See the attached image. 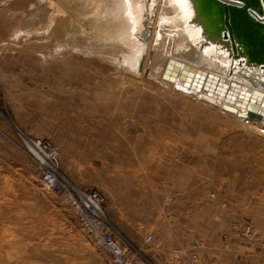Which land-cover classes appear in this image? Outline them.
Instances as JSON below:
<instances>
[{
    "label": "rangeland",
    "instance_id": "obj_1",
    "mask_svg": "<svg viewBox=\"0 0 264 264\" xmlns=\"http://www.w3.org/2000/svg\"><path fill=\"white\" fill-rule=\"evenodd\" d=\"M43 1L0 0V264H115L38 180L24 136L51 142L66 179L102 195L131 264H264L256 124L58 47L71 34L60 20L50 34Z\"/></svg>",
    "mask_w": 264,
    "mask_h": 264
},
{
    "label": "bare ground",
    "instance_id": "obj_2",
    "mask_svg": "<svg viewBox=\"0 0 264 264\" xmlns=\"http://www.w3.org/2000/svg\"><path fill=\"white\" fill-rule=\"evenodd\" d=\"M43 2L46 22L56 27L50 34L59 30L58 20L59 26L68 25L61 30L71 36L67 40L63 36L58 47L95 55L131 74L157 79L201 103L248 119L251 126L256 124L258 134H264V63L247 62L228 39L210 35L194 0ZM262 4L264 8V0ZM259 19L264 22V12ZM249 110L261 119L248 116Z\"/></svg>",
    "mask_w": 264,
    "mask_h": 264
},
{
    "label": "built area",
    "instance_id": "obj_3",
    "mask_svg": "<svg viewBox=\"0 0 264 264\" xmlns=\"http://www.w3.org/2000/svg\"><path fill=\"white\" fill-rule=\"evenodd\" d=\"M22 140L26 152L36 161L38 180L65 198L95 247L107 251L115 264H131L130 248L125 242L121 244L123 240L104 211L102 195L94 189L78 188L66 179L59 167L58 150L47 139L24 136ZM145 241L152 243L155 237L147 235Z\"/></svg>",
    "mask_w": 264,
    "mask_h": 264
},
{
    "label": "water",
    "instance_id": "obj_4",
    "mask_svg": "<svg viewBox=\"0 0 264 264\" xmlns=\"http://www.w3.org/2000/svg\"><path fill=\"white\" fill-rule=\"evenodd\" d=\"M207 32L222 35L249 63H264V22L259 19L264 8L262 0H194ZM146 33L144 32V35ZM236 111V110H234ZM248 116L261 119L259 113Z\"/></svg>",
    "mask_w": 264,
    "mask_h": 264
}]
</instances>
